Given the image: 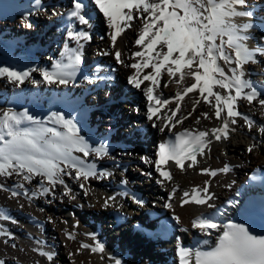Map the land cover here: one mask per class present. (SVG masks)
Listing matches in <instances>:
<instances>
[{
	"label": "bare ground",
	"instance_id": "1",
	"mask_svg": "<svg viewBox=\"0 0 264 264\" xmlns=\"http://www.w3.org/2000/svg\"><path fill=\"white\" fill-rule=\"evenodd\" d=\"M84 2L87 4L85 11L92 18L89 25H81L75 19L69 21L66 16L53 14L54 11L61 13L68 9L70 0H41L40 5H36L35 0H0V67L7 66L18 71L35 67L52 71L54 62L64 59L67 49L78 47L76 41L68 38L66 25L71 26L72 31H84L90 36L89 40L79 42L83 45V64L75 83L67 86L47 83L33 85L30 80H26L17 87L6 78H0V114L6 110H27L48 127H59L50 122L53 112L62 113L65 118L77 119L80 134L92 146L102 141L109 145L108 157L96 159L90 156L88 162L94 161L98 172H111L105 178H90L86 182L87 195L79 183L68 176L64 180L71 189L70 196L62 195L63 185L56 186L54 197L37 195L31 200L24 195L11 198L10 191H0V209L11 217L9 220L0 219V230L10 234L0 235V260L5 261V264H112L108 259L112 256L121 259L122 264H179L178 247L200 246L206 249L218 234L213 231L212 236H207L193 229L191 220L197 215L215 213L214 222L220 225L233 222L232 218L238 212L243 195L251 191L247 180L249 170L253 166H264V135L257 131L259 124L264 122V115L257 102L254 101L250 106L246 100L239 101L238 110L254 121L253 128L249 130L243 117H237V123L231 125L234 131L229 132V139L213 141L211 152L204 157H197L199 164L196 167L181 171L173 162H169L164 167L170 169L172 181L166 182L163 187L157 184L156 180L160 177L155 165L144 163L140 157L154 161L159 145L165 142L168 134L186 128L207 130L219 127L221 122L215 118H201L200 123L196 124L201 112L212 115L210 105L201 100L196 111L182 124H176L171 131L165 128L161 132L159 127H163V124L156 116L153 121L147 119L149 102L141 91L151 82L144 81L141 89L127 82L135 71L126 65L133 63L132 54L139 50L135 39L141 21H131L132 26L118 36L116 47L113 48L109 39L112 30L108 28L103 15L88 0ZM246 7L253 12V17L251 20L238 17L236 22L254 24V29L248 31L250 38L246 42L250 48H254L260 36L264 35V0H247ZM49 12L52 16H49ZM26 21L32 24L31 28L25 26ZM99 26H103L102 30H99ZM39 40H44L40 47ZM117 49L122 53L123 63H117L115 59ZM102 52L109 54L101 55ZM85 57L88 62H85ZM257 60L258 63L246 66L245 78L264 93V56H258ZM151 71V68L143 69L142 75ZM85 75L93 78L94 83L84 81ZM117 75L124 80L119 90L115 86L119 83ZM30 79L43 80L39 72H32ZM168 79L162 70L157 91L161 99L172 100V103L162 108L158 115L166 113L167 108H175L176 101L173 98L177 90H182L175 83L164 87ZM192 82L186 79L184 83L188 85ZM125 90L128 93L125 102L119 103L116 108L99 104L98 97L104 99L101 103L114 97L122 99ZM198 98V93L186 96L177 117L187 116L192 111L194 100ZM101 115H104V122ZM124 120L129 121L131 126L125 128ZM153 122L159 127H154ZM252 144L256 147L249 153L247 148ZM225 164L230 167V171L220 172L215 177L200 172L201 168L220 169ZM125 179L126 185L121 183ZM206 180L210 182L209 191L215 197L211 203L216 207L209 209L194 203L181 207L183 193L188 191L191 194L196 186L202 188ZM17 182L15 177H0V183L7 188H13ZM174 186H178V190L172 204L175 214L181 218L180 225L172 220L173 211L163 206ZM25 187L29 189V194L37 190L38 178L30 185L25 184ZM71 196H75V199ZM109 196H115L116 199L112 207L105 209L102 205ZM133 196L143 200L144 206L135 204ZM217 209L220 211L217 212ZM160 218L170 219L173 225L168 238H148L153 232L152 225ZM13 220L16 222L13 223ZM185 228L187 231L182 230ZM69 233L75 239H69ZM93 235L95 240L104 244L103 254L80 249L81 243L94 244ZM203 240H208L209 245H202L200 242ZM39 250L53 253V260L49 261L40 255Z\"/></svg>",
	"mask_w": 264,
	"mask_h": 264
},
{
	"label": "snow or ice",
	"instance_id": "2",
	"mask_svg": "<svg viewBox=\"0 0 264 264\" xmlns=\"http://www.w3.org/2000/svg\"><path fill=\"white\" fill-rule=\"evenodd\" d=\"M88 2L103 15L108 28L112 30L109 32V39L113 48L116 47L118 36L132 26L131 21L134 19L141 21L135 39V45L139 46V50L131 57L139 59L126 65L135 70L127 82L136 89H141L144 81L151 82L141 91L149 102L147 119L153 121V117L156 116L163 124V127H159L153 122L154 127H159L161 132L165 128L171 131L176 124H182L196 111V106L201 100L210 105L212 115L201 112L196 118V124L200 123L201 118L205 120L215 118L221 122L219 127L207 130L186 128L174 133V139L159 145L154 161L140 157L144 163L155 165V171L160 177L156 180L157 184L163 187L166 182L172 181L170 169L164 167L169 162H173L181 171L196 167L199 164L197 157H204L210 153L213 141L229 139V132L234 131L231 125L237 123V117H243L249 130L253 128L254 121L238 110L239 101L246 100L250 106L254 101L257 102L264 115V98H261L264 93L245 78L246 66L258 63L257 57L264 56V35L260 36L256 47L250 48L246 42L250 38L248 31L254 29V24L236 22L238 17L249 20L253 17V12L246 7L247 0H88ZM40 3L41 0H35L36 5ZM70 4L71 6L64 12L54 11L53 14L66 16L69 21L75 19L81 25H89L90 15L85 11L87 4L84 0H70ZM25 26L31 28L32 24L26 21ZM67 36L76 41L78 47L67 49L64 59L54 62L52 71L35 67L18 71L2 66L0 78H6L17 87L26 80H30L33 85L47 83L67 86L75 83L83 64L81 52L83 45L79 42L89 40L90 36L84 31H72L70 26ZM114 55L117 63H123L122 53L118 49ZM147 68H151L152 71L142 75L143 69ZM162 70L169 78L164 87L175 83L182 90H177L173 98L176 101L175 108H167L166 113L158 115L162 108L172 103V100L161 99L157 91ZM32 72H39L43 80L30 79ZM186 79L193 82L186 85L184 83ZM83 80L88 84L94 83L93 78L86 75ZM190 93L199 94V98L193 102L192 111L187 116L177 117L181 102ZM210 97L212 99H209ZM50 122L59 127H48L43 120L30 115L27 110L22 112L6 110L0 114V177H15L18 181L13 188H7L0 183V191H10L11 198L20 195L29 200L37 195L54 197L57 185H63V196H70L71 189L65 183V176L77 181L87 195L86 182L90 178H105L111 175L107 170L98 172L96 163L87 160L90 156L96 159L108 157L109 145L106 141L92 146L80 134L78 120L65 118L62 113L53 112ZM257 131L264 135V122L259 124ZM255 147V144L249 145L247 151L251 153ZM229 171L230 167L227 164L220 169L207 167L200 169L201 174L210 177ZM37 178L38 188L29 194L25 184L30 185ZM121 183L126 185L127 180H122ZM209 187L210 182L206 180L202 188L194 187L191 194L185 191L180 199V206L194 203L209 209L215 208L216 206L211 203L215 197L209 191ZM177 190L178 186L172 187L163 206L173 211L172 220L180 225L181 218L175 214L172 204ZM71 198L75 199V196ZM115 199V196L107 197L102 207L105 209L112 207ZM133 202L140 207L145 203L135 196ZM219 211L217 209V212ZM214 215L215 213L201 214L191 220L193 229H198L207 236H212L213 231L218 234L211 246L206 249L200 246L178 247L179 264H264V235L253 234L241 223L229 222L220 225L214 222ZM0 219L9 220L11 217L0 209ZM15 222L13 220V223ZM182 230L187 231L186 228ZM0 235L10 234L0 230ZM67 235L69 239H75L74 235L70 233ZM93 240L94 244L81 243L80 249L103 254L104 244L95 240L94 235ZM200 243L209 245L208 240ZM39 251L40 255L49 261L53 260V253ZM103 258L101 255V259ZM108 259L112 264H122L119 258L109 256ZM0 264H5V261L0 260Z\"/></svg>",
	"mask_w": 264,
	"mask_h": 264
},
{
	"label": "rangeland",
	"instance_id": "3",
	"mask_svg": "<svg viewBox=\"0 0 264 264\" xmlns=\"http://www.w3.org/2000/svg\"><path fill=\"white\" fill-rule=\"evenodd\" d=\"M258 4V3H257ZM50 13V15L49 16H52V13L51 12H49ZM92 17H93V15H92ZM90 19H92V18H90ZM71 27V26H70ZM102 27L103 26H99V30H102ZM67 28V29H66ZM68 29H69V26H67L66 25V27H65V32L66 31H68ZM140 28H138V30H139ZM65 35V34H64ZM42 37V36H41ZM40 37V38H41ZM40 41V43H39V47L40 46H42L44 43H43V41L44 40H39ZM65 43V42H64ZM133 59V58H132ZM135 59V58H134ZM133 59V62H135V60H138L139 58H136L135 60ZM88 62L89 60H88V58L86 59V57H85V62ZM117 79H119V83H116V85L115 86H117L116 88L119 90L120 88H122V82L124 81L123 79H120V76L119 75H117ZM121 81V82H120ZM140 93V92H139ZM128 95V93H127V91L125 90L124 91V93H123V95L121 96V97H123L122 99L121 98H117V97H114L112 100H110V101H105V103H101L104 99L103 98H100V97H98L99 98V104H101V106H104V107H106V106H113V107H115L116 108V106L120 103V104H122V103H124L125 102V96H127ZM119 104V105H120ZM118 110H120V109H118ZM94 113V112H93ZM94 115V114H93ZM101 120H103V122H104V115H101ZM99 121H96V123H98ZM125 125V128H126V126H131V123L129 122V121H127V120H124L123 121V126ZM127 127V128H128ZM113 131L114 132H116L117 131V129L116 128H114L113 129ZM121 134V133H120ZM205 175H207V174H205ZM127 221H125L124 223H126ZM93 223V222H92Z\"/></svg>",
	"mask_w": 264,
	"mask_h": 264
}]
</instances>
